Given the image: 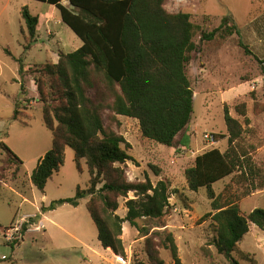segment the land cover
I'll use <instances>...</instances> for the list:
<instances>
[{"label": "rangeland", "instance_id": "rangeland-1", "mask_svg": "<svg viewBox=\"0 0 264 264\" xmlns=\"http://www.w3.org/2000/svg\"><path fill=\"white\" fill-rule=\"evenodd\" d=\"M63 4L69 7V2ZM25 7L40 18L38 42L31 51L25 50L22 33L23 29L27 32L21 14ZM166 9L170 13L190 14L192 21L207 32L219 27L225 17L232 16L240 35L212 43L202 42L200 35L195 38L198 50L188 67L195 112L174 147L144 138L135 119L119 117L116 123L108 113L104 114L106 127L123 135L131 146L128 153L133 160L127 163L128 181L139 183L149 178L153 185L165 181L173 207L165 227L157 228L154 222L145 219L138 221L140 230L125 223L122 239L126 258L116 260L111 249L101 245L86 200L77 208L66 204L47 212L50 220H44V224L49 235L22 232V225L35 219L38 215H32L39 210L42 212V208H48L54 201L73 198L78 187H89L87 165L84 161L83 171L79 172L71 149L66 152L64 167L48 182L45 194L31 184L33 171L45 152L52 149V133L43 125L42 106L37 104V86L31 74L37 66L57 62L60 53L79 50L83 42L62 23L58 9L34 0H0V142L23 161L18 173L15 167L1 164L3 152L0 151V264H121L123 260L122 264H151L147 238L157 230L173 234L182 264H230L212 245L216 235L212 220H204L212 212L213 201L206 189L189 190L185 171L193 166L198 155L214 148L227 150L228 138L219 137L228 134L225 119L228 110L245 127L241 146L254 159L259 176L249 175L248 183L231 176L216 184L214 190L222 195L223 201L237 200L243 214L264 208V190L245 194L264 186V115L257 114L258 105H264V0H167ZM240 41L252 54L240 47ZM15 59H23L25 69L30 71L20 75V65ZM13 98L20 101L23 120L32 122L30 127L12 120ZM243 104L247 106L249 126L237 111ZM214 135L218 142L206 138ZM136 196L132 192L127 199H120L117 213L121 217L128 213L126 202L138 199ZM17 227L18 233L11 231ZM145 230L150 231L149 236H144ZM7 234L14 235L12 241L5 240ZM24 236L20 244L11 245ZM151 238L159 258L165 264H174L171 251L158 247V237ZM234 256L241 264L253 261L264 264V232L252 225Z\"/></svg>", "mask_w": 264, "mask_h": 264}, {"label": "trees", "instance_id": "trees-1", "mask_svg": "<svg viewBox=\"0 0 264 264\" xmlns=\"http://www.w3.org/2000/svg\"><path fill=\"white\" fill-rule=\"evenodd\" d=\"M34 1L58 9L62 23L83 45L75 52L60 53L58 62L37 66L31 74L37 86V104L42 106L43 125L52 133V149L39 161L31 184L45 194L48 182L64 167L67 150H73L77 170L83 171L84 161L87 165L89 187H78L73 198L54 201L48 208H42V213L66 204L77 208L86 200L101 245L126 258L123 225L128 222L140 230L138 221L145 219L154 222L157 228L165 227L173 207L165 181L156 185L149 178L146 182L128 181L127 163L133 160L128 153L131 146L123 135L106 127L104 114L108 113L116 123L119 117L135 119L144 138L174 147L195 112L194 89L188 73L193 54L198 50L195 38L200 35L204 43L224 42L240 35V29L233 17L227 16L219 27L207 32L192 21L190 14L167 11V0ZM64 1L69 2V7ZM21 14L27 28V32L22 30L25 50L31 51L38 42L40 18L33 16L28 7ZM239 44L247 54H252L242 41ZM6 53L12 57L9 50ZM15 60L20 65V75L30 71L25 69L23 59ZM13 103L12 120L30 127L32 122L23 120L20 101L13 98ZM237 111L249 126L246 104ZM225 112L228 134L219 139L228 138L227 150L214 148L198 155L193 166L185 171V177L190 191L206 189L213 201L212 212L204 219H211L215 229L212 245L230 264H241L234 253L252 225L264 232V208L243 214L237 200L223 201L222 195L214 190L216 184L231 176L244 179V183L249 182L246 178L249 175L259 176L254 159L241 146L244 125L228 110ZM257 114L264 115V105H258ZM213 138L219 141L215 135ZM0 151L1 164L15 167L19 173L23 161L3 141ZM259 190H264V186L245 194ZM132 192L138 199L126 202L128 213L121 217L117 213L119 201ZM39 218L38 215L22 225L24 235ZM143 232L144 236L150 234L148 230ZM153 236L158 237L159 248L171 251L174 264H182L172 233L157 230ZM25 237L11 245L20 244ZM151 237L147 238L151 264H165Z\"/></svg>", "mask_w": 264, "mask_h": 264}, {"label": "crops", "instance_id": "crops-1", "mask_svg": "<svg viewBox=\"0 0 264 264\" xmlns=\"http://www.w3.org/2000/svg\"><path fill=\"white\" fill-rule=\"evenodd\" d=\"M58 62V61H57ZM56 63V62H55ZM35 90H37V88H35ZM37 98H38V95H37ZM36 98V99H37ZM47 152H45V155H46ZM44 157V156H43ZM58 174V173H57ZM47 213H42L41 210L38 211L37 214L35 215H32V216H36V215H39L40 218L38 220V222L36 224H34L32 226V228L30 230H28L30 232H36V233H42V234H45V235H49V230L46 228V225L44 224V220H50L49 218H47L46 216ZM76 238V237H74ZM45 239V238H44ZM77 239V238H76ZM46 240V239H45ZM78 240V239H77ZM116 260L119 259V256H116ZM3 258H5V256H3ZM120 262V261H119ZM121 264L122 263H125V260H123V262H120Z\"/></svg>", "mask_w": 264, "mask_h": 264}, {"label": "built area", "instance_id": "built-area-1", "mask_svg": "<svg viewBox=\"0 0 264 264\" xmlns=\"http://www.w3.org/2000/svg\"><path fill=\"white\" fill-rule=\"evenodd\" d=\"M206 138H208V139H212V141L214 142V138H213V136L210 138L209 136H206ZM11 231H14V232H16V233H18L19 232V228L17 227L16 229H12ZM6 236V237H5ZM4 236V238H5V240H7V241H12L13 240V238H14V235H5Z\"/></svg>", "mask_w": 264, "mask_h": 264}]
</instances>
